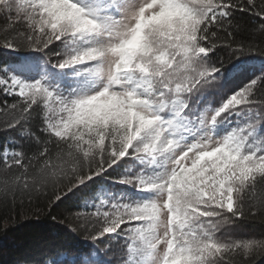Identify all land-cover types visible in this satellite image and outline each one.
<instances>
[{
  "label": "snow or ice",
  "instance_id": "1",
  "mask_svg": "<svg viewBox=\"0 0 264 264\" xmlns=\"http://www.w3.org/2000/svg\"><path fill=\"white\" fill-rule=\"evenodd\" d=\"M25 199L74 211L15 264L264 259V0H0V202Z\"/></svg>",
  "mask_w": 264,
  "mask_h": 264
},
{
  "label": "trees",
  "instance_id": "2",
  "mask_svg": "<svg viewBox=\"0 0 264 264\" xmlns=\"http://www.w3.org/2000/svg\"><path fill=\"white\" fill-rule=\"evenodd\" d=\"M250 19V17H245ZM255 23V19L252 20ZM224 53L221 56L224 57ZM74 207L72 202H66L49 214L48 201L33 199L31 203L25 199L23 205L17 202L4 205L0 202V229L7 221L10 227L0 231V264H15V261L29 248L40 241L49 240L62 232L59 221L65 217L71 219ZM51 216H56L53 222ZM245 233L260 237L264 235V222L252 220L242 229ZM257 264H264V259L257 258Z\"/></svg>",
  "mask_w": 264,
  "mask_h": 264
}]
</instances>
